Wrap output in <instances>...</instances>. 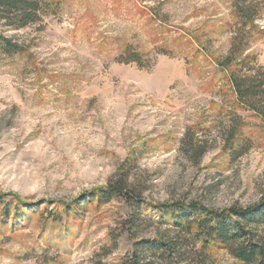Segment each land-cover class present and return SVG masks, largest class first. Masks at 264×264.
Returning <instances> with one entry per match:
<instances>
[{
	"label": "rangeland",
	"instance_id": "obj_1",
	"mask_svg": "<svg viewBox=\"0 0 264 264\" xmlns=\"http://www.w3.org/2000/svg\"><path fill=\"white\" fill-rule=\"evenodd\" d=\"M5 13L0 32L23 50L0 59V199L10 204L0 203V264H98L114 237L102 259L119 264L133 245L122 230L130 207L87 194L127 160L149 204L264 198L263 123L235 106L214 62L230 48L231 0H62L23 28ZM129 44L150 68L117 60ZM252 50L264 65V40ZM235 114L251 148L233 158L224 136ZM167 230L154 222L144 235ZM209 262L236 264L223 248Z\"/></svg>",
	"mask_w": 264,
	"mask_h": 264
},
{
	"label": "trees",
	"instance_id": "obj_2",
	"mask_svg": "<svg viewBox=\"0 0 264 264\" xmlns=\"http://www.w3.org/2000/svg\"><path fill=\"white\" fill-rule=\"evenodd\" d=\"M62 0H0L7 25L23 28L41 18L44 9L59 10ZM233 20L229 26L230 48L225 55L215 57L216 66L226 73L235 93V106L249 110L259 117L264 126V65L258 53L252 50L264 40V0H231ZM23 46L0 32V59L16 54ZM120 62H134L141 68H150L152 58L145 57L132 44L119 54ZM227 126L224 148L233 158L242 156L251 148V142L241 135L242 116ZM192 150L199 156L207 151L204 140L194 137ZM130 160L120 166L107 186L89 192L91 200L105 203L122 198L130 207V214L122 221V230L133 239V245L119 264H209L210 250L226 249L236 264H264V198L249 206L233 205L227 208L207 207L199 202H163L149 204L146 188L137 181L130 168ZM4 205L7 213L10 204ZM150 209L152 212L146 213ZM154 222L165 224L167 231L154 236L144 233ZM173 228V231H172ZM117 247L99 253L103 257Z\"/></svg>",
	"mask_w": 264,
	"mask_h": 264
}]
</instances>
